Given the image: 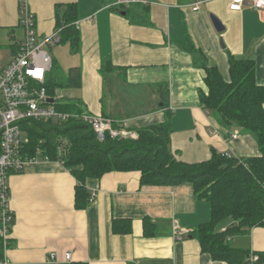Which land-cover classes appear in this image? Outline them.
I'll return each instance as SVG.
<instances>
[{
  "label": "crops",
  "instance_id": "0c3cea01",
  "mask_svg": "<svg viewBox=\"0 0 264 264\" xmlns=\"http://www.w3.org/2000/svg\"><path fill=\"white\" fill-rule=\"evenodd\" d=\"M114 1L27 0L39 35H51L58 18L69 19V8L74 10L71 24L81 22L76 44L65 42L47 50L52 67L65 68L64 75L70 68L80 69L79 87L68 89L72 91L67 97L58 92L59 98L77 99L86 112L113 120L118 129L135 135L169 117V152L187 165L209 161L213 151L257 158L256 141L243 131L237 130V135L222 127L202 109L206 73L203 61L187 48L200 51L225 82L230 81L231 59L253 61L255 83L264 87V10L246 5L233 12L231 0H141L129 6L126 16L106 8ZM18 5L19 0H0V29L10 30L9 59L1 67L13 59L24 38ZM210 16L221 21L224 33L216 32ZM133 94L145 96L144 102L128 105L127 96ZM27 166L8 181L14 223L7 247L0 244L1 261L229 264L203 252L192 237L197 227L211 221V208L196 198L191 183L141 185L137 172H111L85 181L84 189L95 197L77 208V182L69 170L50 161ZM234 225L225 220L216 232ZM175 226L186 232L181 240L173 234ZM228 235L227 247L242 261L237 264H264L253 261L264 254L263 228Z\"/></svg>",
  "mask_w": 264,
  "mask_h": 264
},
{
  "label": "trees",
  "instance_id": "16d2710c",
  "mask_svg": "<svg viewBox=\"0 0 264 264\" xmlns=\"http://www.w3.org/2000/svg\"><path fill=\"white\" fill-rule=\"evenodd\" d=\"M128 8L113 10L128 16ZM73 12L69 8L70 18L57 20L59 44H76L77 30L71 24ZM187 50L203 61L208 92L200 95L202 109L222 127L240 128L251 135L259 150L257 158L224 156L213 151L211 159L204 163L187 165L176 161L168 148L169 117L162 124L138 130L137 140L106 136L102 142L87 124L72 117L61 122H29L25 156L59 162L69 170L77 182V208L85 207L90 199L84 189L85 181L100 179L111 172H137L141 185L191 183L196 198L207 201L211 208V221L197 227L192 237L214 260L237 264L242 261L234 259V252L227 247L228 234L248 233L254 227L264 229V87L255 83L251 60L231 59L230 81L225 82L215 67L207 65L200 51H192L191 45ZM54 70L52 67L45 81L46 96L54 100V110L62 114L85 113L80 101L58 95L59 91L79 87L80 69L70 68L66 75L57 78L52 76ZM225 220L235 225L225 232H216L217 224ZM257 263H264V254L258 255Z\"/></svg>",
  "mask_w": 264,
  "mask_h": 264
},
{
  "label": "built area",
  "instance_id": "2783aa9c",
  "mask_svg": "<svg viewBox=\"0 0 264 264\" xmlns=\"http://www.w3.org/2000/svg\"><path fill=\"white\" fill-rule=\"evenodd\" d=\"M139 2L141 0H115L106 8L120 9ZM246 5L264 10V0H231L229 10L241 12ZM197 10L198 8L194 9ZM29 11L27 0H19V26L23 29L24 38L18 45L13 59L0 68V244L4 249L10 240L14 223V213L10 210L9 178L21 173L25 166L35 160L25 156V145L28 141L23 142L20 139L22 127L33 121L61 122L72 117L79 119L82 124H87L99 142L106 136L112 139L137 138L135 134L121 127L118 129L113 120L103 116L85 113L62 114L54 110V104L48 103L50 98L46 96L45 81L51 71L52 58L47 50L60 43V29H56L49 36L39 35L35 30L34 16ZM80 24L81 22H75L73 26L79 30ZM233 138H237V135ZM42 161L47 162V159ZM94 197L95 193H92L90 199ZM173 234L181 240L186 232L178 230L175 226ZM65 258L70 261L71 254H66ZM0 264L8 263L0 260Z\"/></svg>",
  "mask_w": 264,
  "mask_h": 264
},
{
  "label": "rangeland",
  "instance_id": "374dc122",
  "mask_svg": "<svg viewBox=\"0 0 264 264\" xmlns=\"http://www.w3.org/2000/svg\"><path fill=\"white\" fill-rule=\"evenodd\" d=\"M21 30H23L22 28H21ZM10 32V30H8V29H0V64L1 65H3L8 59H9V52H8V50H7V42H8V33ZM1 65H0V68H2L1 67ZM64 71H66V69L64 68ZM63 71V69H61L60 70V68L59 69H57L56 68V70H54V72H53V74H52V76H54V77H59V76H61V75H64V72ZM71 91L72 90H62V91H59V95H61L62 97H67L68 96V94L69 93H71ZM145 97V96H144ZM144 97L142 96H138V95H135V94H133V95H131V96H127V99H128V105H130V106H135V107H137L135 104L137 103V102H139V101H142V102H144ZM132 103H133V105H132ZM141 109H143L142 107H140V110ZM85 114H90V113H88V112H85ZM69 115H72V114H69ZM28 125H25V127H22V129H23V131H21V140L23 141V142H26V141H28V132H27V129L29 128V127H27ZM237 130H240L241 131V129L240 128H236V127H234L233 128V132H234V134H237L238 135V133H237ZM247 136H249V137H251V139L253 140V141H255L254 140V138L251 136V135H247ZM136 140L138 139V135H136ZM42 162V160L41 159H38V158H35V160H34V163H41ZM28 166H26L25 167V169L24 170H26V168H27Z\"/></svg>",
  "mask_w": 264,
  "mask_h": 264
},
{
  "label": "water",
  "instance_id": "95a60500",
  "mask_svg": "<svg viewBox=\"0 0 264 264\" xmlns=\"http://www.w3.org/2000/svg\"><path fill=\"white\" fill-rule=\"evenodd\" d=\"M210 19H211V21L213 23V26H214L216 32L219 33V34L224 33L225 28H224L223 24L221 23V21L218 18H216L215 16H210ZM220 45H221L222 48H224L222 39H220ZM48 103L54 104V100L53 99H48Z\"/></svg>",
  "mask_w": 264,
  "mask_h": 264
}]
</instances>
